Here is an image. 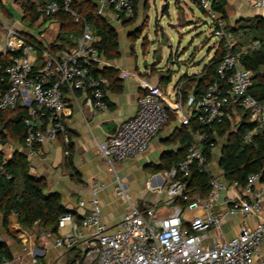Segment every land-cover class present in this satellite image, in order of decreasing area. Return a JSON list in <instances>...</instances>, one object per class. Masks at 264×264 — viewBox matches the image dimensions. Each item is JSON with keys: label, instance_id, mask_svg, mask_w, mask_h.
Returning <instances> with one entry per match:
<instances>
[{"label": "built area", "instance_id": "built-area-1", "mask_svg": "<svg viewBox=\"0 0 264 264\" xmlns=\"http://www.w3.org/2000/svg\"><path fill=\"white\" fill-rule=\"evenodd\" d=\"M190 1L208 19L206 26L215 39L214 46L221 47L223 52L217 67V81L208 86L198 99L188 96L185 101L192 111L191 119L200 126L220 125L226 118L228 107L232 106L249 113L251 121L264 131V104L248 94L251 72L240 62L242 57L257 52L260 43L249 41L237 47L239 39L228 31L226 20L214 8L220 0ZM72 2L60 0L39 9L42 16L63 12L81 23L76 46L59 52H52L47 47L37 48L23 32L0 18V32L3 34L1 53L8 57V65L0 66V83L8 86L0 94V111L17 107L26 110L23 126L28 157H41L42 147L64 133V93L86 94L96 113L108 110L105 82L93 74L96 68L105 67L106 62L97 47L92 28L71 9ZM253 7L264 18V0L255 1ZM103 8H110L119 18L129 20L134 14L135 0H98L96 16L101 15ZM141 90L143 93L138 98L134 116L122 123L113 137L97 145L99 155L110 167L142 155L168 125L171 106L165 93L161 88L146 83L141 84ZM174 96L178 102L171 111L178 115L181 105L179 89ZM180 118L182 126H190L188 116ZM255 132H250L247 139ZM194 136L195 142L187 148L184 158L161 174L170 201L168 211L156 215V205L137 207L129 203L117 228L110 231L101 221V209L96 199L107 185L93 180L87 186L91 196L89 212L80 220L71 214L62 215L57 227H67L68 231L55 238L54 246L68 253L76 247L79 239L83 240L79 257L72 264H255L264 246V220L252 229L241 228L237 236L230 239L218 231L223 218L215 211L220 194L228 187H239L236 183L227 185L222 178L211 176L203 148L207 145L212 149L215 144L202 130L196 131ZM192 171L210 177L207 197L195 199L185 208L174 205L176 199L188 201L186 187L177 177L187 178ZM0 173L5 180L10 179L3 167H0ZM258 180L259 175L247 178L245 186L239 189L240 200H224V204L229 206L226 214L256 216L264 213V186L256 187ZM114 191L129 202L126 186L118 178L114 182ZM83 206L84 202H79V207ZM186 212L200 214L187 219L184 216ZM211 230L218 233L208 244V232ZM14 262L13 259H3L1 264ZM30 264H40L38 257L33 255ZM258 264H264V260Z\"/></svg>", "mask_w": 264, "mask_h": 264}, {"label": "crops", "instance_id": "crops-1", "mask_svg": "<svg viewBox=\"0 0 264 264\" xmlns=\"http://www.w3.org/2000/svg\"><path fill=\"white\" fill-rule=\"evenodd\" d=\"M255 1L257 0H223V12L228 26L231 28H239L246 24V26H250V23H244V21L252 20L257 17L263 18L260 11L253 7ZM95 3L97 12L98 1ZM12 4L20 12L15 2L13 3L12 1ZM147 5L148 0H137L135 18L130 22L123 18H119L110 8H103L101 15L98 16L115 30L119 45V58L114 61H107L104 59L106 62L105 67L96 68L95 71L104 68L116 70L118 72V78L122 80L123 87L122 92L118 95L107 90L104 91L105 100L108 105V110L106 112L96 113L93 111L86 94L75 93L69 95L64 93V105L66 110L63 116L64 133L59 135L55 141L45 144L42 147L41 157H28V150L24 137L19 140L18 136H13L12 138L6 136L3 141H0V167L1 164L10 162L15 156H22L27 162L29 175L36 179L44 178L47 184L45 193L48 195L57 194L60 197L61 205L67 211L71 212V215L77 217L78 220L90 210L88 201L91 196L87 188L88 184L93 180L105 183L107 185L106 190L99 193L96 199L101 209V221L110 231H114L117 228L120 220L129 208V205H121V210L114 207V202L118 201L117 199L122 200L125 204L130 203L137 207L143 205L148 207L162 205L166 208L168 204L170 205V201L165 193L166 186L161 174L151 176L148 174L147 168L165 162V158L168 156H176L179 159L185 154L186 149L182 148L176 136L179 132L186 131V133L191 134V141L193 143L195 142V136L192 134L190 126L184 127L180 123V116H188V118L191 119L192 115L191 109L185 104L186 99H182L183 82H179V79L183 75L177 79L176 83L169 91L170 93L167 94L165 91L168 89L167 87L171 82L170 72L157 67L141 70L137 67L131 54L128 53V49L131 51V47L138 39H135V35L138 36V29L143 28L145 25L144 22L141 26V17L139 14L141 13V16H144L145 12L148 10ZM176 6L184 13V6L182 7L179 5L178 2ZM3 7L7 12L5 5H3ZM164 12H166V9ZM0 15L4 17L8 24H11L9 14L7 15L3 12L1 5ZM30 26L36 28V31L31 32L15 28L27 34L33 41L43 46L56 45L61 30L60 23L39 19ZM186 29L189 30L190 26L187 25ZM92 30L98 45L101 42V37L97 35L94 28H92ZM248 31V29H239L238 36L244 33V36L247 37ZM161 34V27L157 25L156 22L155 35L158 36ZM238 36L239 43L237 47L245 45L246 43L241 44L242 39L245 40V38ZM73 37L74 34L70 33L69 38ZM213 47L215 52L216 47ZM2 48L3 34L0 32V55H2ZM121 48L123 52L120 51ZM262 49L263 47L260 43V49L257 52ZM192 65L193 62L189 63L186 67L187 70L184 75L187 77L193 75L199 76L206 64L201 69L197 70H192ZM197 65L199 64L197 63ZM188 71H190V73ZM168 79H170V82L167 86L164 87L160 84V80L166 81ZM103 81L106 85V81ZM143 83L161 88L166 95V100L171 106V110L175 106V103L178 102V98L174 95L175 91L179 89L181 95L180 113L176 115L173 111H168V125L151 141L147 150L142 155L135 159L114 163L113 166L110 167L99 155L97 145L113 137L117 133L119 126L134 116L137 110L138 98L143 93L141 90V84ZM192 92L193 91H189L187 97L193 96ZM241 118L242 112H240L239 109L232 106L228 107L226 120H229L232 126L237 125ZM235 119L237 121L233 123ZM6 123L7 122H5V124ZM212 127L210 126L209 128L211 129ZM211 138L215 145L209 150L208 162L210 173L211 176L221 178V171L218 168L220 152L216 154L215 151L218 142L221 140L223 141V139L217 137L214 128H212L211 131ZM69 160L70 165L68 162ZM31 169L33 171H31ZM1 178H4V176L0 173V180H2ZM116 178L124 185L131 179L134 185L138 184V186H140V188H132L131 193L135 200L134 203L130 202L129 196V202H127L124 198L116 195L114 191V182ZM262 186H264V184L260 182L259 178L256 187ZM241 198V192L238 188L228 187L220 194L218 205L215 207V211L223 215L218 231L222 233L226 239L237 236L241 228L252 229L257 223L264 220V213L256 216H245L241 214L232 216L226 214V209L229 206L224 204V200L232 202L238 201ZM79 202H84V206L79 207ZM166 211L163 210L161 212L163 213ZM199 214L200 212H186L184 216L190 219L194 215ZM8 225V231L5 232L0 221V241L5 243L9 253L15 261L14 264H30V259L33 255L38 257V260L41 259V261H39L40 264H66L67 253L56 248L54 246V241L56 237L68 231L67 227L62 229L57 227L55 234H50L38 224L29 230H25L19 225L18 217L15 214L9 216ZM41 233L44 234L43 237L40 236ZM217 233L218 232L215 230L208 232V244L211 243V238ZM82 241L83 240L79 239L74 248L78 255L82 248ZM259 255L260 258L254 261L255 264L264 260V246L260 249Z\"/></svg>", "mask_w": 264, "mask_h": 264}, {"label": "trees", "instance_id": "trees-1", "mask_svg": "<svg viewBox=\"0 0 264 264\" xmlns=\"http://www.w3.org/2000/svg\"><path fill=\"white\" fill-rule=\"evenodd\" d=\"M0 0V3L2 4ZM98 0H73L71 9L91 28H94L97 35L101 37L100 44L97 45L102 57L107 61H114L119 58L118 39L115 30L107 25L100 17L96 16V3ZM60 0H16L15 4L20 10L22 20H27L29 25H33L39 19L43 21H54L61 24L60 34L57 38L56 45L43 46L42 44L33 41L27 34L23 35L27 40L33 43L37 48L47 47L52 52L71 49L76 46V40L80 37L81 23L75 22L74 18L66 13L57 12L49 17L42 16L39 9L50 4L59 3ZM136 3L133 17L128 21H133L136 14ZM177 3V1H176ZM215 10L225 19L223 12V0L218 1ZM2 10L7 15L8 13ZM226 20V19H225ZM244 23H250V26H241L239 28H231L228 26V31L238 36L239 29H248L247 37L240 35L242 39L241 44L249 41H258L262 44L263 49L257 53L249 54L241 58L242 66L251 72V87L248 94L258 103L264 104V19L257 17L252 20H246ZM143 28H139L141 32ZM73 33L74 37L69 38V34ZM238 36V37H240ZM139 36L135 35V39ZM240 44V45H241ZM145 46V42H143ZM223 56L221 47H217L212 59L206 64L199 76L193 75L187 77L183 75L179 82L182 83V99H187V93L193 91L194 99L205 91V89L217 81V67ZM8 65V57L0 55V66ZM94 76L106 81L104 91H109L113 94H120L122 92V80L118 78V72L112 68H104L102 70L93 71ZM170 79L166 81L160 80V84L167 86ZM6 83H0V94L7 90ZM186 101V100H185ZM242 112L240 122L232 126L229 120H224L220 125L200 126L195 119L190 120V128L192 134L196 131L202 130L209 140L211 138V131H214L218 138L223 139L224 143L221 146L220 157L218 161V168L221 171V178L227 185L236 183L239 189L245 186L246 180L251 175H259L260 182L264 184V131H262L256 122L250 121L249 113ZM26 117V110L17 107L14 110L0 111V141H3L6 136H18L21 140L25 138V129L23 126V119ZM5 122H7L5 124ZM11 125V126H10ZM212 127L211 129L209 127ZM255 130L250 139L247 135ZM179 142L183 149H186L193 144L191 141V134L186 131H181L177 135ZM187 147V148H186ZM208 146H204L203 153L207 160H209ZM186 153V152H185ZM176 156H168L165 162L158 165L149 166L147 168L148 174L151 176L162 174L174 168L178 161L183 159ZM70 165V160L68 161ZM7 174L10 176L9 180L1 178L0 180V221L5 232L8 231V218L11 214L18 217L19 225L29 230L36 224L46 229L50 234H55L57 231V224L59 218L64 214H70L60 202V197L57 194H46L47 184L44 178L36 179L29 175V168L27 162L22 156H15L10 162L1 164ZM177 179L186 187L185 197L187 202L182 199L174 200L173 204L185 208L186 205L195 200H203L207 197L210 186V177L203 174H198L192 171L190 176ZM79 257L75 249L67 253L66 264H72ZM12 261V256L9 253L5 243L0 242V264L2 260Z\"/></svg>", "mask_w": 264, "mask_h": 264}, {"label": "rangeland", "instance_id": "rangeland-1", "mask_svg": "<svg viewBox=\"0 0 264 264\" xmlns=\"http://www.w3.org/2000/svg\"><path fill=\"white\" fill-rule=\"evenodd\" d=\"M12 1L14 3L16 0H4L0 5L1 7L5 5L13 27L35 32L36 28L31 27L27 20H22L20 12L13 6ZM176 1L182 7L184 6V13L177 8ZM176 1L167 0L165 3L166 12L161 16L160 10L164 5L163 0H148V10L144 16H141V13L139 14L141 26L145 22L143 30L137 33L139 37L131 47L132 50L128 49V53L131 54L132 59L141 70H143L144 63L152 64L159 56L156 67L170 72L171 75V82L165 91L167 94L170 93L169 91L177 79L186 73V67L189 63L193 62L192 70L201 69L208 63L213 56L215 42V39L210 35L209 29L205 26L208 23V19L197 5L190 0ZM0 18L5 21L2 15H0ZM156 22L161 27L162 33L158 36L155 35ZM187 25L190 26L189 30L186 29ZM164 39L166 43L163 45ZM143 42L146 43L145 46H142ZM120 51L123 52L122 48ZM188 72L190 73V71ZM236 121L235 119L233 123ZM223 143L224 141L222 140L218 142L216 154L220 152ZM128 182L127 184L125 183L127 187L126 193L130 197V202L134 203L135 200L131 193L132 188L136 189L140 188V186L137 183V185H134L131 179ZM117 200L114 202V207L119 208V210L122 209L121 205H128L122 200ZM163 210L168 211L167 207L157 206L156 215H159Z\"/></svg>", "mask_w": 264, "mask_h": 264}, {"label": "water", "instance_id": "water-1", "mask_svg": "<svg viewBox=\"0 0 264 264\" xmlns=\"http://www.w3.org/2000/svg\"><path fill=\"white\" fill-rule=\"evenodd\" d=\"M166 1L167 0H163V3H164V5L161 7V10H160V13H161V16L162 15H164V10L166 9ZM176 1V0H175ZM10 26H13V24L11 23V24H9ZM166 43V40L164 39V41H163V45ZM159 59V56H157V59L155 60V62H153L152 64H147V63H144L143 64V69H150V68H152V67H156V65H157V60Z\"/></svg>", "mask_w": 264, "mask_h": 264}]
</instances>
